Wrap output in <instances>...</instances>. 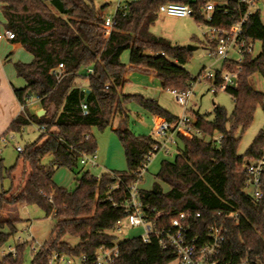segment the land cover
<instances>
[{"label": "trees", "instance_id": "trees-1", "mask_svg": "<svg viewBox=\"0 0 264 264\" xmlns=\"http://www.w3.org/2000/svg\"><path fill=\"white\" fill-rule=\"evenodd\" d=\"M208 1L132 0L127 3L126 13L115 12L113 28L106 37L107 4L97 8L93 0H0L4 29L14 34L15 44L33 55L30 63L15 64L17 75L26 82L24 87L14 88L23 110L2 136L21 132L34 123L45 127L40 138L20 153L29 167L24 184L13 189L17 165L7 168L0 158V182H11L10 188L2 186L0 191V264H23L28 242L17 244L15 255H2L22 220L17 208L23 203L37 205L46 217L56 219L53 239L48 248L32 253L31 264H48L55 253L74 258L86 256L88 264H94L100 248L114 245L119 246V254L112 264H168L175 260L154 237L149 242L142 237L118 242L113 232L117 222L126 217L121 206L127 198L126 189L142 182L143 176L138 173L155 144L152 136H136L127 127L125 104L135 101L150 114L170 122L178 119L156 100L124 94L122 87L125 73L134 67L153 70L166 90H191V82L198 77L185 68L191 51L156 36L151 28L160 6L169 2L190 5L195 21L202 24L228 28L238 19L236 13L215 11L213 19L206 21L202 8ZM229 1L233 4L235 0ZM245 26L247 36L264 39V23L259 15L252 16ZM128 50L130 67L122 61ZM59 64L64 65L60 80L53 73ZM229 65V61H223V67ZM240 66L237 87L225 90L235 102L232 113L228 115L219 105L214 106L212 120L195 112L196 127L210 140L186 130L177 132L178 154L173 161L162 160L156 176L169 189L157 181L150 190H140L141 200L149 206L148 217L158 226H168L181 212L192 216L199 213L191 232L204 239L209 226L224 222L226 239L218 257L222 264L264 262V199L256 201L247 192V174L242 169L244 159L261 156L264 130L245 154H239L241 135L252 124L257 106H264V93L250 83L255 73L264 77V50L256 57H243ZM88 68L93 73L87 74ZM216 72L219 79L222 73ZM82 78L88 80L85 90L76 83ZM33 97L46 110L45 115L29 113L27 106ZM83 102L88 105L86 116L81 109ZM118 115L124 120L114 132L124 149L127 168L104 172L98 178L82 168L80 154L97 149L92 128H112ZM216 135L218 140L214 139ZM46 157H51V161L44 165ZM63 167L74 172V189L55 183L54 175ZM113 173L121 179L117 190H113ZM230 213H237L238 217H228ZM67 235L77 237L78 243L71 245L63 240Z\"/></svg>", "mask_w": 264, "mask_h": 264}, {"label": "built area", "instance_id": "built-area-1", "mask_svg": "<svg viewBox=\"0 0 264 264\" xmlns=\"http://www.w3.org/2000/svg\"><path fill=\"white\" fill-rule=\"evenodd\" d=\"M127 9L128 4H124L119 0L116 11L120 10L126 13ZM215 11L222 14L236 13L238 19L228 28L205 24L208 26V32H204V34L211 48L210 54L214 57L222 58L223 61H229V63L234 66L233 68L223 67L220 70L222 75L219 79L216 71H208L206 69H203L200 75H198L197 79L203 75V78L209 80L211 84L210 90L214 93L218 90H226L230 87L236 88L238 85L239 72L241 71L240 63L243 57H256L264 50V39H255L254 37L247 36L245 26L254 15H259L264 23V0H235L233 4H231L229 0H209L202 8V15L206 21H211ZM158 13L182 18H194V11L190 5L175 2L162 4ZM114 14L106 17L104 23V35L106 37L110 35L113 28ZM7 36L11 40L14 39V34L9 31H7ZM257 43H261L262 47L260 52L256 55L255 49ZM231 53H237L240 59H234L230 56ZM86 72L87 74H91L93 73V69L88 68ZM53 73L60 80L64 75V65L59 64L57 68L53 70ZM81 89L85 90L83 87H81ZM171 92L175 100L186 108L191 96V90L186 92L173 90ZM35 100L38 99L35 98ZM81 109L84 116L88 115V105L86 102L81 104ZM40 130L44 132L45 127L41 126ZM181 130H186L193 135L202 136V132L196 127L195 117H191L186 112L174 122H170L167 119L159 120L154 134L152 135L155 140L153 150L146 156L138 176H143L153 156L158 152L163 151L166 154L170 153V146L176 145V133ZM16 149L19 153L23 152L21 147H17ZM79 162L82 166L96 167L98 166V154L96 151L90 154L81 153ZM242 169L247 174V179L245 181L247 192L256 201L263 200L264 142L261 156L255 159H244ZM99 177L100 176H98V178ZM113 177L116 179L113 190H117L120 188L121 179L114 173ZM139 183L140 182L137 181L127 187V198L121 203V206L124 207L126 217L117 222L114 229L115 231L119 234H123L122 226L125 222L132 227L142 228L144 231L141 236L143 241L149 242L152 237L156 238L162 249L172 253L177 264H222L223 260H220L218 257L226 239L227 228L224 222H215L209 226L204 239L199 235H193L191 232L196 218L200 216L199 213L192 216L188 213L181 212L168 226H158L156 222H152L148 217L147 211L149 206L145 205L141 200ZM118 205V203H113V206ZM227 216L237 218L238 214L230 213ZM25 242L30 243L33 252L41 248H48V245H40L32 234L25 240L18 238V244ZM16 246L4 248L2 250V255H15ZM118 254V245L109 248L102 247L96 254L94 264H112ZM48 264H88V259L86 256L74 258L65 254L55 253L50 258ZM240 264H264V262L260 263L243 260Z\"/></svg>", "mask_w": 264, "mask_h": 264}, {"label": "rangeland", "instance_id": "rangeland-1", "mask_svg": "<svg viewBox=\"0 0 264 264\" xmlns=\"http://www.w3.org/2000/svg\"><path fill=\"white\" fill-rule=\"evenodd\" d=\"M122 3L126 4L132 0H120ZM97 8L104 4H107L106 16H112L116 12L117 4L119 0H93ZM264 20V17H263ZM151 31L156 36H161L168 39L173 45H180L195 47L191 51L190 61L185 64V68L190 72L193 77L200 75L202 69L216 71L223 68V59L214 57L210 54V46L206 40L204 32H208V26L202 23H198L194 18L191 17H175L166 14H159L157 20L151 28ZM11 46H7L4 49L1 64L5 67L6 76L10 80L9 86L10 90L13 92V88H22L26 85L23 78L17 76L15 64L17 62L28 63L33 60V55L27 51L23 46L21 50L11 52ZM262 44L257 43L255 54L257 55L261 50ZM6 56H9L7 58ZM234 59H240L237 53H231ZM7 58V60H6ZM130 51H126L122 55V61L125 63L129 62ZM233 65H229L227 68H233ZM4 74V71L0 73ZM204 73V71H203ZM0 74V79L2 75ZM159 83V79L157 78ZM250 83L256 90L264 93V77L260 73H255L250 77ZM191 96L188 100L186 108L180 105L174 98V96L167 90H163L161 94V102L171 114L176 116H182L186 112L191 117H194L195 112L205 115L208 119L212 120L214 118L213 109L215 105H219L227 111L230 115L235 107V102L231 94L225 90H218L216 93L210 90L211 84L208 79L203 78V75L191 82ZM4 98H7L4 96ZM35 98H32L29 102H34ZM134 109L145 111L144 108L135 101H130ZM5 104V105H4ZM2 109H0L1 117L4 115L3 112L9 111V103H1ZM8 110V111H6ZM147 112V111H145ZM3 114V115H2ZM1 123V122H0ZM133 122H131L132 124ZM136 127V128H135ZM133 125V134L136 136H142L139 132L138 126ZM264 130V106L258 105L254 114V120L250 127L241 135V141L239 145V154L243 155L250 147L254 138L257 134ZM92 134L94 135L97 142L96 151L100 155V166L90 168L92 174H100L105 169L102 168L105 165V160L109 156L118 166L111 167L114 171H124L126 169V160L124 157L123 149L118 141V137L112 128H107L105 130H100L96 127L92 128ZM42 134V131L37 124H31L26 126L21 132H9L5 139L0 141V158L3 159L4 165L9 168L17 165V169L13 173V189H16L20 184H24L26 181L27 174L29 173L28 164L24 162L20 153L16 150L17 147L24 149L27 145L37 141ZM147 136V135H145ZM206 141L210 140L208 136H202ZM219 139L218 135L214 139ZM116 147V148H115ZM118 147V149H117ZM103 154V156H102ZM178 154V148L176 145L170 146V153L166 154L163 151L158 152L153 156L152 161L148 169L144 172L143 180L141 182L144 189H151L154 182L159 181L157 179V174L160 171L161 162L164 159L173 161ZM113 157V158H112ZM120 160V164L118 163ZM51 161V157H46L43 161L44 165H47ZM56 180L59 184L66 186L68 189H74L76 185L75 174L68 168H60L56 171ZM8 189L11 186L9 179L0 182V191L2 189ZM168 186L165 185L164 189ZM12 213V212H11ZM21 217V221L17 223L16 233L9 239L6 243L5 248L9 246H16L18 244V238L21 240L27 239V237L32 234L35 240L40 245H49L50 241L53 239V230L56 225V219L54 216L46 217L44 212L37 205H23L18 213ZM123 234H119L117 231H113L117 236V241H123L128 238L141 237L144 233L143 229L140 227H132L127 222L122 226ZM63 240L67 241L71 245L78 243L79 239L77 237L65 236ZM33 251L30 247V243L26 245L23 254V264H31ZM168 264H177L176 260H172Z\"/></svg>", "mask_w": 264, "mask_h": 264}, {"label": "crops", "instance_id": "crops-1", "mask_svg": "<svg viewBox=\"0 0 264 264\" xmlns=\"http://www.w3.org/2000/svg\"><path fill=\"white\" fill-rule=\"evenodd\" d=\"M0 22H1V24H0V30H1V33H0V59L2 61L3 53L5 54L4 49L7 48V46H11L10 47L11 52L21 50L22 46L19 44H15L11 39L8 38L7 31L4 29V22L5 21H4L1 14H0ZM6 57L9 58V56H6ZM7 58H6V60H7ZM28 63H30V62H28ZM126 64L128 65V67H130L129 62ZM4 68L5 67H3V65L0 62V71H2V69L4 71V74H3V72H2V74L0 73L2 75V78L0 79V109H2L1 103H6V104L9 103L10 108H9V111L6 110L8 112H5V110H4V112H3L4 115L2 114L3 115L2 117L0 115V122H1L0 123V135L1 136L7 132L11 122L23 110V106L20 105V103L18 102V100L15 96L14 88H13V92L10 90V86H9L10 80H8L9 78L6 76L7 73H6ZM76 83L78 85H80V87H83L85 89L88 86V80L87 79H83V78L78 79L76 81ZM163 90H166V89H164L162 87L160 82L159 83L157 82V75L155 74V72L153 70H149L146 68L130 67L128 69V71L125 73V83L123 84V87H122V92L124 94L141 95V96L145 97L146 99L156 100L162 107H164L162 102H161V94H160ZM167 91L172 94L171 91H169V90H167ZM4 96L7 98H4ZM125 107H126V113H127V127L132 131V133H134L133 132V125H134V127L136 125L139 128L138 130L141 133L140 135L152 136L154 134V131L156 129V125L159 122V120L165 119V118L158 117L156 115L150 114V113L145 112V111L134 109L131 105V102L126 103ZM27 108H28L29 113L32 115L38 116V113H40V112L43 113V115L46 114V110L41 106V104L38 100H35L34 102H29ZM173 115H175V114H173ZM38 117H40V116H38ZM177 117L180 118L182 116H177ZM123 120H124V117L122 115H118L115 118L112 130L117 129L120 122H122ZM131 122H133V123L131 124ZM39 128H40V126H39ZM5 138H6V136H2L0 139L2 140ZM120 145H121V143H120ZM121 147H122V145H121ZM117 149H118V147H117ZM122 149H123V147H122ZM123 152H124V149H123ZM97 154H98V152H97ZM102 156H103V154H102ZM124 157H125V153H124ZM104 160H105V165H103L102 168H104L105 170L102 173L114 171V170H112L111 167H120L109 156H107V158L105 157V159L103 158V161ZM118 163L120 164V160H118ZM98 166H100V155L99 154H98ZM82 168L84 170H88V171L91 170L90 168H88L86 166H83ZM102 173L96 174V176H100ZM55 177H56V174L54 175L55 183L60 187L66 188V186L59 184ZM158 182H160V181H158ZM160 184L163 186V188H165V184H163L161 182H160ZM139 189L148 190V189H144L142 187L141 183H139ZM168 189H169V187L165 190H168ZM23 205H25V204L23 203L17 208L18 213L20 211V208ZM8 212H10V211H8ZM12 213H14V211H12Z\"/></svg>", "mask_w": 264, "mask_h": 264}, {"label": "water", "instance_id": "water-1", "mask_svg": "<svg viewBox=\"0 0 264 264\" xmlns=\"http://www.w3.org/2000/svg\"><path fill=\"white\" fill-rule=\"evenodd\" d=\"M194 48H195V47H192V46H188V47H187V49L190 50V51H192ZM42 112H43V111H42ZM42 115H43V113H41V112L38 113V116H42Z\"/></svg>", "mask_w": 264, "mask_h": 264}]
</instances>
